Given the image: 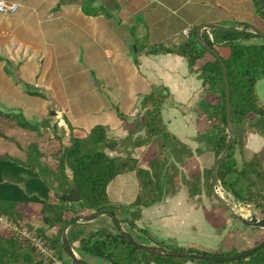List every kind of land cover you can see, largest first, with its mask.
<instances>
[{"label": "trees", "instance_id": "1", "mask_svg": "<svg viewBox=\"0 0 264 264\" xmlns=\"http://www.w3.org/2000/svg\"><path fill=\"white\" fill-rule=\"evenodd\" d=\"M62 4H77L85 16H103L107 19L113 18V12L120 9L116 0L102 3H97V0H60L58 6ZM254 6L256 16L264 20V11H259L257 0H254ZM218 25L254 28L264 35V30L253 23L237 22L233 18L226 24ZM198 26H193L188 39L171 36L159 43L149 42L147 26L140 17L135 19L128 31L132 38V60L137 68L142 57L174 55L183 58L188 72L201 81L202 93L194 105L196 136L193 141L211 153L214 164L229 140L226 133L225 84L219 62L195 40L194 30ZM208 35H211V39ZM202 39L225 66L230 121L235 137L218 170L219 189L243 206L242 214L247 215L246 209L249 208L255 218L264 220V163L260 154L255 153L241 165L234 155L248 128L264 140V105L256 94L257 83L264 81V41L249 32L216 30L204 31ZM1 64L9 83L18 88L22 95L46 99L33 85L15 80L13 72H18L20 64L14 66L0 57ZM169 98L171 95L167 88L152 86L148 93L140 97L138 112L133 118L119 112L115 106H111L108 112L85 116L78 122L72 121L65 113L62 121L68 130L67 144L63 142V135L56 134V131H62L57 127L56 120L53 125L50 124V117L30 122L20 112L0 110V142L10 143L22 154L21 157L0 154V215L11 223H24V208L38 205L39 227L35 233L61 264L66 258L61 247L64 226L75 217L105 211L113 215L125 232L132 237V233L137 234L147 242L146 245L196 255L198 258L150 256L129 244L118 235L108 219L100 217L92 223H77L67 231L69 245L85 261L92 258L105 264H264V248L247 258L229 262L200 258H231L252 250L264 239V230L259 228L243 226L234 229L237 236H243L245 230L253 232L244 249L239 250L235 243L229 242L227 233L220 247L211 250L193 245L179 247L175 242L156 238L138 224L142 209L174 196L175 193L168 195V189L178 181L182 170L187 175L185 185L188 197L193 198L204 192L216 201L210 185L213 164L201 170L195 167L194 161L191 164L193 169L189 170V160H195L193 153L163 124L162 104ZM108 113L113 114V123L105 120ZM248 117H253L254 121H248ZM13 130L27 133L23 145L9 136ZM47 131L50 134L44 138ZM121 132H125L124 135ZM137 149H142L143 154L133 157ZM201 153L200 149L195 152L196 155ZM142 163L145 167L141 166ZM128 173L136 180L137 192L128 203L115 202L109 194V186ZM70 178L80 194L76 204H68L61 199L70 190ZM212 211L214 215L228 212L217 201ZM219 221L217 227L222 230L225 225L221 219ZM24 224L29 226L26 222ZM258 230L262 232L261 239L254 243ZM0 264L53 262L42 257L27 241L0 232Z\"/></svg>", "mask_w": 264, "mask_h": 264}, {"label": "crops", "instance_id": "2", "mask_svg": "<svg viewBox=\"0 0 264 264\" xmlns=\"http://www.w3.org/2000/svg\"><path fill=\"white\" fill-rule=\"evenodd\" d=\"M59 1L35 0V3L19 6L14 15H0V57L14 65L17 52L12 43L20 44L26 48L28 58L24 59L26 62L20 65L18 72L31 65L32 70L27 75L34 78L41 76V72L37 74L30 56L40 50L42 61L47 62L42 75L49 85L46 90L59 94L56 86H60L61 80L67 84L65 77L77 78L71 84L80 93L76 101L81 108L88 107L82 88L87 85L93 90L95 106L90 108L97 109L76 118L69 115V111H64L63 114L67 113L74 122L85 116L108 112L111 106L133 118L138 112L135 109L138 108L140 97L148 93L152 86H164L171 98L162 104L163 124L192 153L199 149V144L193 139L196 136L194 105L202 93L201 81L188 72L183 58L174 55L142 57L137 68L132 60V38L128 29L140 17L147 26L150 43H159L171 36L183 39V30L202 24H226L230 18L237 22L253 23L264 30V20L256 16L254 0H116L120 9L113 12L111 19L85 16L79 5L58 6ZM102 2L105 0H97V3ZM257 6L259 11H264V0H257ZM93 78L101 83L97 89H94ZM101 78H106L105 93L100 90L104 86ZM24 81L29 83L26 79ZM256 94L260 101L264 100V94L260 97L261 92L257 89ZM97 95H101L104 100L98 101ZM29 101L35 102L37 98L22 95L18 88L12 86L1 64L0 110L14 112L12 110L18 109L22 102ZM56 101L61 103L59 108H70L66 98H56ZM106 115L105 120L113 123V114ZM60 121L65 126L62 117ZM124 133L121 132V135ZM247 142L248 146L252 144L255 147L256 152L259 151L257 145H264V140L257 135H250ZM142 154L143 150L140 154L137 152L136 157ZM141 166L145 167V164ZM24 212L31 216L33 207L24 208ZM211 222L205 218L198 219L194 201L183 190H179L173 197L142 209L138 224L156 238L175 242L179 247L193 245L216 250L228 233V227L220 229L217 234ZM233 223V227L241 229L238 222ZM261 233L259 230L255 232L254 243L260 241ZM86 260L89 264H105L92 258Z\"/></svg>", "mask_w": 264, "mask_h": 264}, {"label": "rangeland", "instance_id": "3", "mask_svg": "<svg viewBox=\"0 0 264 264\" xmlns=\"http://www.w3.org/2000/svg\"><path fill=\"white\" fill-rule=\"evenodd\" d=\"M7 1L14 3L12 0H7ZM15 3L18 4L19 6H21V5H27L29 3H35V0H19V2H15ZM12 47L16 48V52H17V55H14V57H15L14 66L17 64L22 65L23 63H25L26 61L24 59L28 58V52H27L26 48H24L23 46H21L20 44L14 42V41L12 43ZM22 51L24 52V54H22ZM36 51L37 52H33L31 54L30 59L32 60V65L36 67L37 74L41 72L40 73L41 76L38 75L34 78H30L27 75L28 72L32 70L31 65L25 66L23 69H21L20 72H18L19 75L16 73V71L13 72V74L15 76L16 81L26 79V81H28L31 85L35 86V89H38L39 92H41L45 95L46 99L44 101L48 100V102L49 101L50 102L46 103V102L38 101V98H37V101H35V102H33V101H29V103L22 102L18 109H15L12 111H14L13 113L20 112L26 118V120H28L30 122L38 121L41 118L50 117V118H52V121L50 122V124L53 125L54 120H56L57 126L62 127L64 129V130L62 129V131L61 130L56 131V134L58 136L63 135V142L65 144H67L68 143V130L63 125V123L60 121L61 117L63 116L64 111H69V115H71L73 118H76L78 116L83 115L84 113L91 112L92 109H97V108H92V109L90 108L92 106H95L94 105L95 99H92L95 97L94 96L95 92L93 90L91 91L87 85H84V88H82L83 89L82 95L85 98L86 106L88 105V107L87 108H84V107L81 108L76 101V99H78V97L80 96V93L76 92V90H75L76 88L73 87V85L71 84V83L76 82L77 78H68V77H65V79L63 78L64 80L67 81V84H65L61 80L60 86H56L57 93H59V94H55V92H49L50 89L46 90V88L49 87V85H47V82H46L47 80L45 81V79L42 75H43L45 69L47 68V62L42 61L41 51L40 50H36ZM22 77H23V79H22ZM101 79L104 80V82H103L104 86L100 90H101V92L105 93L106 92V86H107L106 78H101ZM100 84H101L100 82L95 81L94 89L99 88ZM77 88H79V87H77ZM256 89L259 92H261V94H259L261 97L264 94V81H261V82L259 81L257 83ZM97 96H98L97 97L98 101L104 100L101 95H97ZM56 98H66L67 99L66 103L70 106V108H67V109L59 108V106H61V103L59 104V102L56 101ZM21 99H23V98L21 97ZM260 99H262V98H260ZM260 102L264 105V100L263 101L261 100ZM135 110H138V108ZM5 111H8V110H5ZM132 111H134V110H132ZM248 121L253 122L254 118L248 117ZM49 134H50V131H47V134L44 136V138H47V136ZM250 135H256V134H254L252 132V130H250L248 128L241 138V146H238L235 149L234 155H235L236 162L239 165H241L244 161L250 160L255 153L260 154V159H261L262 163H264V145H262V144L257 145V149L259 151L256 152L255 147L252 144L249 146L247 144L248 143L247 139L249 138ZM9 136L11 138L15 139L17 142H19V145H23L26 141L27 133L20 132L17 130H13V131L9 132ZM199 149L202 151V153L196 155L195 152L197 149L193 152L195 160H189V164H190V165H188L189 170L193 169V167L191 168V164H193L194 161L196 162L195 167H197L198 169H201V170L204 168H209L213 164V157H212L211 153H209L203 145H199ZM141 151H142V149H138L137 152H139V154H140ZM137 152H135V151L133 152V157L137 156ZM4 153L10 154V155L15 156V157H18V156L21 157L22 156L21 152L15 146H12L8 142H0V154H4ZM186 179H187V175L184 173L183 170L180 171V174L178 175V181L175 183H174V181L172 182V184L174 183V185L168 189V195L171 196L172 193H176L179 190H183L184 193L188 197L187 186L185 185ZM136 192H137L136 191V180H135L134 176L132 174H129V173L125 174L124 176H122L120 178H117L109 186V194H110L111 198L115 202H118V203L130 202L133 199V197L135 196ZM221 194L224 195L225 199H228L230 201V204L232 206H234L237 211L241 212V209L243 208V206L236 203L232 199L231 196H229L223 192H221ZM189 198H190V200L194 201V203H195L196 214H197L198 219L201 218V220H202V218H205L209 222H211V220H212L211 223H212L213 229H215L217 234L220 231L217 226H219V224H220L219 219H221V221L225 225V227L226 228L228 227V235H227L226 239L229 242L235 243V246L237 248H239V250L245 248V246L248 244V241L250 240V238H252V234H253L252 231L245 230L243 236L242 235L237 236L236 231L234 230L235 227L232 226L233 222H235V223H233V225L236 224V221L234 220V218L229 214V212H226V211H222L221 213H217L214 215L212 208H213L216 201H213L211 198L206 196V194L204 192H202L200 195H198L196 197H193V198L189 197ZM31 206L33 207V214L31 216H29L30 214L27 215L26 213H24V215H25L24 223L26 222L29 226H33L35 228H38L39 222L37 220L38 218L36 217V215L38 214L37 212H39V206L38 205H31ZM246 210L248 211L247 216L254 217L253 213L251 212V210L249 208H247ZM242 227L243 226L239 224V228H242ZM260 230H263V229H260ZM132 235L140 243H142L144 245L147 244V242H145L137 234L132 233ZM262 236H264V235L262 234ZM75 253H76L77 257L80 258V256L77 254L78 252L75 251ZM64 260H65L64 264H70V260L67 257Z\"/></svg>", "mask_w": 264, "mask_h": 264}, {"label": "water", "instance_id": "4", "mask_svg": "<svg viewBox=\"0 0 264 264\" xmlns=\"http://www.w3.org/2000/svg\"><path fill=\"white\" fill-rule=\"evenodd\" d=\"M209 30H216V31H220V32H249V33H252V34H255L256 36H258L262 41H264V35L261 32L255 30L254 28L245 29V28H238V27H222V26L214 25V24H202L194 30L195 40L198 43V45L201 48H203L206 52L211 54L219 62L221 69H222V72H223L224 84H225L226 133L229 136V140L225 146V149H224L222 155L214 162L213 167H212L210 185H211V191H212L213 197L218 203H221L227 209L229 214L231 216H233L234 219L237 222H239L241 225L248 227V228H260V229L264 230V220H260V219H257L255 217H249L247 215L241 214L228 201H226L225 199L221 198L218 195V191L220 190L219 189L218 170H219V167H220L221 163L223 162V160L227 157L228 152L230 150V147H231L235 137H234V133H233L232 124L230 121L229 93H228V85H227V76H226L225 66H224L223 62L221 61V59L219 58V56L217 55V53L215 51H213L211 48H209L204 43V41L202 39V33L204 31H209ZM69 187H70V190H69L68 194L63 195L61 197V199L65 203L76 204L80 200V194H79L77 186L73 183L71 178L69 180ZM100 217L108 219L110 221V223L112 224V226L114 227L115 231L118 233V235L123 237L129 244H131L132 246H134L138 250H140V251H142V252H144L150 256H153V257H162L163 256V257H174V258H191V259L198 258L196 255H185V254H181L178 252L167 251L161 247L139 244L138 242H136L133 239V237L130 234H128L127 232H125L123 230V228L121 227L119 222L117 220H115V218L113 217V215L110 212L105 211V212L93 214L90 216L75 217L73 220H71L69 223H67L64 226V228L62 229V232H61L62 252L70 260V264H89V263L86 262L85 260L81 259V258H78L75 251L73 250V248L69 245L68 240H67L68 229L77 223H81V222L82 223H92ZM263 248H264V239L258 246H256L252 250L245 252L243 254H240L238 256H234L231 258H216V257L202 256L200 258L203 260H210L213 262H229V261H233V260H237V259L247 258L250 255L255 254L257 251L262 250Z\"/></svg>", "mask_w": 264, "mask_h": 264}, {"label": "built area", "instance_id": "5", "mask_svg": "<svg viewBox=\"0 0 264 264\" xmlns=\"http://www.w3.org/2000/svg\"><path fill=\"white\" fill-rule=\"evenodd\" d=\"M18 10V4L8 2L7 0H0V15H14ZM191 29H186L181 32L183 39L189 38ZM208 36L211 39V35ZM36 229L33 226H27L23 222L11 223L6 217L0 215V232L8 233L27 241L42 257L51 260L53 264H61L59 260L54 258L53 252L36 235Z\"/></svg>", "mask_w": 264, "mask_h": 264}, {"label": "bare ground", "instance_id": "6", "mask_svg": "<svg viewBox=\"0 0 264 264\" xmlns=\"http://www.w3.org/2000/svg\"><path fill=\"white\" fill-rule=\"evenodd\" d=\"M218 195H219L221 198L225 199L224 195L221 194L220 190L218 191ZM225 200L228 201V202L230 203V201H229L228 199H225ZM239 212H240V211H239ZM240 213H241V212H240ZM241 214H242V213H241Z\"/></svg>", "mask_w": 264, "mask_h": 264}]
</instances>
